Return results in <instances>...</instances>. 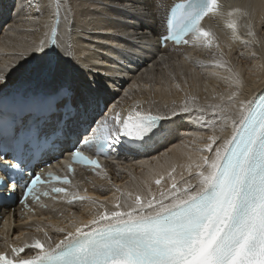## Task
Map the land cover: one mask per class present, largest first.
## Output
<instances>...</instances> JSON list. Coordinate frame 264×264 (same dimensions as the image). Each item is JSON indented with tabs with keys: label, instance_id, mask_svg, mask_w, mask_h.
<instances>
[{
	"label": "snow or ice",
	"instance_id": "1",
	"mask_svg": "<svg viewBox=\"0 0 264 264\" xmlns=\"http://www.w3.org/2000/svg\"><path fill=\"white\" fill-rule=\"evenodd\" d=\"M29 7L35 12L30 19L51 33L45 31L44 38L29 52L40 62L34 70L51 73L73 70L70 55L68 59L62 57L73 50L70 38L74 29L88 39L94 34L122 36V21L115 13L137 12L134 0H79L78 5L73 0H46L44 5L30 0ZM239 11H225L219 0H180L165 18L167 34L159 37L161 44L171 41L211 51L212 66L227 73L221 77L227 85L226 92L214 93L212 102L197 105L198 97L186 93L181 105L174 102L171 109L155 114L139 100L127 107L113 104L101 119L92 121L94 127L89 124L84 129L85 133L91 132L90 136H77L64 161L68 174L47 171L26 180L21 176L23 183L8 174L9 170L21 169V163H3L9 153L13 160L25 161L29 152L28 146L12 133L10 142L0 148V167L7 177L0 179V188L7 190L10 180L13 193L17 186L22 188L20 202L26 207L29 199L40 202L41 196L69 204L89 202L98 207L86 220H72L56 227L55 231L62 234L56 240L39 224L31 240H21L26 236L21 232L8 243L6 235L0 264H264V94L258 104L242 98V76L224 58L219 37L202 24L206 17L224 18L234 40H241L245 47L258 44L251 23L246 25L250 39L239 36L238 20L234 18ZM46 13L48 20L40 25ZM62 23L68 37L63 51L58 40ZM106 43L126 56L140 55L149 47L145 43L138 46L137 52L112 40ZM249 55L257 56L255 51ZM95 63L104 61L96 59ZM5 83L6 75L0 72V85ZM92 83H97L93 91L102 90L98 82H90L88 88ZM175 87L184 91L179 83ZM193 108L208 134L200 137L185 164H171L152 173L135 191L115 186L110 207L87 189L81 194L73 184L74 164L90 167L96 176L111 184L99 157H107L125 138L147 148L155 138L168 134L165 121ZM209 113L211 117L206 118ZM228 129L231 134L226 136ZM93 150V155L86 154ZM178 167L184 171L177 173ZM41 185L45 186L43 190ZM102 200L108 201V196ZM41 207L47 205L41 203ZM47 227H53L50 220Z\"/></svg>",
	"mask_w": 264,
	"mask_h": 264
},
{
	"label": "bare ground",
	"instance_id": "2",
	"mask_svg": "<svg viewBox=\"0 0 264 264\" xmlns=\"http://www.w3.org/2000/svg\"><path fill=\"white\" fill-rule=\"evenodd\" d=\"M32 1L42 5L46 3V0ZM174 1L180 0H134L137 9L135 14L131 12L115 13L117 19L122 21V27L120 28V32L124 34L122 36L112 37L94 34L91 39H88L79 35L78 29H74L70 38L73 50L68 54V56L71 55L70 64L73 70L65 73L47 71L48 77L51 79V87L57 88L62 83L70 81L71 84H75L73 96L77 98L79 103L84 104V101H89V99L110 101V97H114V100L118 99L117 106L127 107L132 102L139 100L143 102V107L146 110L152 104L153 108L150 109H153L154 113H162V110L171 109L173 107L171 103L174 102L176 105H181L186 93L198 96L197 105L212 102L214 93H225L227 85L221 79L222 76L227 75L224 69H222L223 72H218L219 75H213L215 68L206 69L210 76L206 77V75H203V78L200 77V73H196L192 77L194 79L190 89L188 86L182 87L184 91H176L175 84L172 85L179 82V79H186L185 81L191 82L192 71L190 70L192 66L196 65L201 70L211 64L213 60L211 51L204 48L186 46L174 50H171L170 47L160 50L157 47V39L163 34V21L166 10ZM29 2L30 0H15L14 3L10 4L9 0H0V30L6 27L4 32L0 34V72L6 75V83L1 85V88L12 89L16 87V90H19L30 82L32 76H37V71L34 69L40 62L35 55H30L29 52L39 43L41 38H44L45 31H48L50 35V30L38 26L35 20L30 19V17L35 16V12L33 8L29 7ZM227 2L229 3V10H233L231 6L236 4V2L233 3L230 0H227ZM73 3L78 5L79 0H73ZM237 3L239 5H236V9L242 7L244 10L235 12L234 18L237 20L239 18L238 23L239 21L247 23L243 18L246 17L248 11L249 15H252L250 23L257 19L260 22L257 24L260 30L256 24L254 26L259 30L258 35L262 38V44L264 45V0H239ZM47 20L48 15L46 13L40 19V25H43ZM206 22H208V27H211L219 37L221 46L226 48L224 49L225 53L228 55L232 54L231 57L224 58L229 62L236 61L235 67H233L234 63L230 66L234 71L239 73L241 71L243 78L242 98L250 99L264 88V67H261L259 58L248 57L245 55V51L243 56L238 55L236 59L235 54L239 53V48L241 51L247 47L242 42L237 43V45L234 44L235 46L231 45L228 38L233 33L228 35L232 31L225 26L224 18L212 17L206 19ZM244 26L246 27V24ZM247 31L248 29L245 32L247 33ZM239 34L240 36L243 35L244 39L248 37L243 30H239ZM66 39L68 37L64 34L62 23L58 36V40L62 45L61 51H63V44ZM109 40L125 44L126 47L133 48L137 52L140 51L138 46H143L145 43L149 47L140 55L126 56L106 43ZM93 46L95 50H93ZM62 58L67 59L68 57ZM96 59L103 60L104 63L96 64ZM26 60H31L30 63L33 64L27 66L25 64ZM198 61L202 62V64L205 63V65L198 64ZM183 72H186V74ZM171 74L179 76V79L177 78L178 81L171 80ZM90 82H98L102 85V90L93 91V89L97 88V83H92V88H88ZM197 84L199 85L198 89L194 88ZM154 86L157 88L155 92H153ZM166 86L174 87L175 92H168L165 89ZM144 88L148 90L145 91ZM126 92L131 97L124 96L123 94ZM147 92L149 94H146ZM112 105L113 103H110L108 108ZM198 115L195 108H193L189 113H180V115L176 116L175 121L178 120L179 116L183 117V119H185V116L188 119L194 116L198 122ZM210 117L211 114L209 113L206 118ZM171 119L174 120L175 117ZM175 121H165L166 126H170V123ZM177 123L174 128V123L170 126L168 135L163 136L166 137L165 141L158 145L152 154L136 155L132 159L125 160V163L119 167L120 170L109 172L112 183L109 190L104 194L108 196V201L101 199V202L108 204L109 207L111 206L109 201L113 198L112 193L115 191V186H119L125 191H135L141 186L142 181L152 173L166 169L171 164L183 165L187 162L188 155L193 154V149L200 143V137L207 135L208 129L206 126L202 127V125L198 128L196 122L192 123V121L186 122L189 125L180 121H177ZM230 134L231 129H228L225 135ZM193 141L196 143L194 144ZM181 171H184V169L178 167L177 173ZM185 175H187L186 171ZM94 184L95 188L97 186H102L104 189L108 187L106 183H102L97 179H94ZM153 189L155 190V185H153ZM116 194L119 195V193ZM74 207L62 211L63 205L53 208V210L60 211V216L59 221L53 217L49 218L52 226L56 228L68 225L72 220L77 221L74 217H70V213H73V211L76 213L78 210L79 216L84 217L86 214L90 215L95 212L97 208L86 207L83 204H77ZM9 230V225H5L4 232H9ZM19 233L21 231L19 226H17V234ZM51 235L56 239L58 233L52 230Z\"/></svg>",
	"mask_w": 264,
	"mask_h": 264
},
{
	"label": "rangeland",
	"instance_id": "3",
	"mask_svg": "<svg viewBox=\"0 0 264 264\" xmlns=\"http://www.w3.org/2000/svg\"><path fill=\"white\" fill-rule=\"evenodd\" d=\"M37 1V0H36ZM235 2H236V5L238 6L239 5V3H237L239 0H234ZM33 2V1H32ZM240 10H241V12L244 10L242 7L240 8ZM246 11V10H245ZM252 16V15H251ZM251 16L249 15V12L247 11V15H246V17H244L243 18V20H246L247 21V23L246 22H241V21H239V23H238V34H239V30H243V32H244V34H247L245 31L247 30V28L244 26V24H246V25H248L249 23H250V19H251ZM238 20H239V18H238ZM252 23V28H253V31L256 33V38L259 40V43L258 44H254V46L253 45H251V46H248L246 49L244 48V50H241L240 51V48H239V53H236L235 55V58L238 56V55H240V53L241 52H245L244 54L245 55H247L248 57H251L250 55H249V52H252V51H255L256 52V54H257V58H259V62H260V65H264V45L262 44L263 42H262V38L258 35L259 34V30H260V28H259V26L257 25L258 23H260L257 19H256V21H252L251 22ZM254 24H256L257 26H258V28H259V30L257 29V28H255V26H254ZM9 25V24H8ZM11 26H13V25H11ZM11 26H9V27H11ZM6 28V27H5ZM5 28H2L1 30H0V34H2L3 32H4V30H5ZM7 29H8V27H7ZM232 34V32H229L228 33V35H231ZM233 36V35H232ZM232 36H230L229 38H228V40H230V42H231V45L232 46H235V45H237V43H240L241 42V40H234L233 38H232ZM239 36H240V34H239ZM243 36V35H242ZM242 36H240V37H242ZM243 38V37H242ZM245 39H250L249 37H247V38H245ZM235 44V45H234ZM232 46H230V47H232ZM224 48V47H223ZM242 48V47H241ZM224 49H226V48H224ZM249 49V50H248ZM234 52V51H233ZM238 52V51H237ZM68 54L69 53H66V55L64 56L65 58H67L68 57ZM227 53H225V58H227V57H231V55H226ZM70 57H71V55H70ZM63 59V58H62ZM68 59V58H67ZM237 59V58H236ZM71 61V60H70ZM232 63H234V65H233V67H235L236 66V61L235 62H229V66L232 64ZM203 65H205V63L204 64H202V66ZM212 68H214L213 66H212V64H208L204 69H199L196 65H194V66H192V69L190 70V71H192V73H191V76H190V81L191 82H187L186 81V83H185V80L186 79H179V76H176V75H174V74H171L170 75V78H171V80H173V81H178V79H179V82H177V83H181L180 85H181V87H187L188 86V88L190 89V87H191V83H192V80L194 79H192V77H193V75H195L196 73H200L201 74V76L200 77H202L203 78V75H206V77L207 76H210V74L209 73H207V71L208 70H206V69H212ZM142 69V68H141ZM216 70V71H215ZM215 70H214V72H220L221 73V71L223 72V70L221 69V70H219V69H216L215 68ZM219 70V71H218ZM184 71H186V70H184ZM190 71H186V72H190ZM186 72H183V73H185L186 74ZM240 73H241V71H240ZM241 76H242V73L240 74ZM178 78V79H177ZM219 79V78H218ZM174 84H176V83H173L172 85H174ZM198 86V87H197ZM194 88H199V85L197 84V85H195L194 86ZM143 89V88H142ZM155 89H157L155 86L153 87V92H155ZM168 92H171V93H174L175 92V90L176 91H179L178 89H176L175 88V90H174V87H171V86H166V88H165ZM144 90L146 91V90H148L147 88H144ZM128 93V92H127ZM146 94H149V92H147ZM124 96H125V94H123ZM128 97H131L130 95H129V93H128V95H127ZM198 97V96H197ZM118 101V99L115 101V103ZM141 103H143V102H141ZM172 104V106H174V103H171ZM163 108V107H162ZM164 109V108H163ZM181 116H179V118H178V120L177 121H180V122H182V123H185V124H188V123H186V122H191L192 121V123L193 122H196V125L198 126V128L199 127H201V125H202V123L198 120V122L196 121L197 119L193 116V117H191V118H187V116H185V119H183V117H181ZM182 119V120H181ZM176 120V117H175V119L174 120H168L169 122L170 121H175ZM194 120V121H193ZM167 121V122H168ZM177 121H175V122H171L170 123V126L173 124V128L176 126L175 124H178L177 123ZM189 125V124H188ZM200 125V126H199ZM170 126H168L167 125V128L169 129L170 128ZM203 127V126H202Z\"/></svg>",
	"mask_w": 264,
	"mask_h": 264
}]
</instances>
